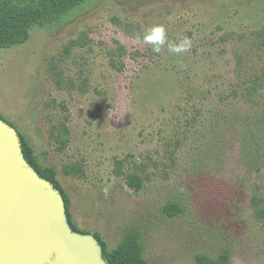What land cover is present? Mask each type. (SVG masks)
Wrapping results in <instances>:
<instances>
[{
	"label": "rangeland",
	"instance_id": "rangeland-1",
	"mask_svg": "<svg viewBox=\"0 0 264 264\" xmlns=\"http://www.w3.org/2000/svg\"><path fill=\"white\" fill-rule=\"evenodd\" d=\"M154 25L190 49L135 40ZM0 116L107 248L135 230L149 264H264V0H89L33 24L0 49Z\"/></svg>",
	"mask_w": 264,
	"mask_h": 264
},
{
	"label": "water",
	"instance_id": "water-1",
	"mask_svg": "<svg viewBox=\"0 0 264 264\" xmlns=\"http://www.w3.org/2000/svg\"><path fill=\"white\" fill-rule=\"evenodd\" d=\"M23 154L0 118V264H108L93 235L71 230L60 192Z\"/></svg>",
	"mask_w": 264,
	"mask_h": 264
},
{
	"label": "trees",
	"instance_id": "trees-1",
	"mask_svg": "<svg viewBox=\"0 0 264 264\" xmlns=\"http://www.w3.org/2000/svg\"><path fill=\"white\" fill-rule=\"evenodd\" d=\"M89 0H0V49L23 45L29 40V29L33 24H40L45 21H56L77 9ZM1 119H3L0 116ZM4 120V119H3ZM10 124V123H8ZM11 125V124H10ZM12 126V125H11ZM22 153L25 161L44 180L49 181L63 197L65 212L68 224L73 232L88 234L79 231L72 222L70 213V201L56 178V171L53 168L41 167L31 146L18 132ZM76 169L64 168V173L69 175ZM126 185L138 191L141 188V181L134 174L124 176ZM258 200L253 199L255 206ZM162 213L168 218H174L182 213V208L175 202H168L162 209ZM257 215L264 218V208L258 209ZM102 250L103 259L108 264H149L143 256L140 233L135 230L125 232L118 244L109 249L97 234H93ZM231 255L223 251L216 257H210L204 253L195 255V264H230Z\"/></svg>",
	"mask_w": 264,
	"mask_h": 264
},
{
	"label": "clouds",
	"instance_id": "clouds-1",
	"mask_svg": "<svg viewBox=\"0 0 264 264\" xmlns=\"http://www.w3.org/2000/svg\"><path fill=\"white\" fill-rule=\"evenodd\" d=\"M137 42L148 43L153 46V51L160 53L162 48L167 45L168 50L173 53L186 52L191 47V40L185 37L179 44H172L167 41V30L163 25H154L148 28L143 36H135ZM107 191V190H105Z\"/></svg>",
	"mask_w": 264,
	"mask_h": 264
}]
</instances>
